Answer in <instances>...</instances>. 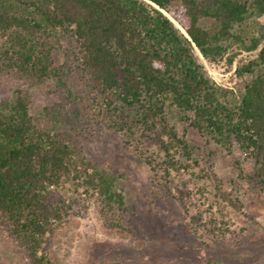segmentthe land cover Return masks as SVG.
I'll use <instances>...</instances> for the list:
<instances>
[{"label":"trees","instance_id":"obj_1","mask_svg":"<svg viewBox=\"0 0 264 264\" xmlns=\"http://www.w3.org/2000/svg\"><path fill=\"white\" fill-rule=\"evenodd\" d=\"M233 47L256 55L236 66L237 94L214 82L201 60L232 67ZM1 76L30 86L53 81L75 106L72 114L46 106L35 117L32 94L21 88L0 101V224L27 264H64L52 242L80 189L105 231L124 233L118 179L83 153L75 122L155 145L166 175L197 163L179 123L240 154L237 166L252 168L240 179L264 192V0H0ZM69 76L85 83V96L68 89ZM208 224L216 227V218Z\"/></svg>","mask_w":264,"mask_h":264},{"label":"rangeland","instance_id":"obj_2","mask_svg":"<svg viewBox=\"0 0 264 264\" xmlns=\"http://www.w3.org/2000/svg\"><path fill=\"white\" fill-rule=\"evenodd\" d=\"M231 52L237 53L232 67L225 59L217 65L201 60L214 82L237 94L243 83L235 74L236 66L256 55L237 47ZM64 61L62 52L55 53L56 65ZM66 83L74 95H86L88 89L77 77H67ZM18 88L31 92L30 109L35 117L54 104L63 105L70 114L75 111L73 104L64 102L53 81L30 86L1 76L0 101L10 100ZM72 128L83 153L117 177L126 199L125 229L123 234L105 231L94 204L85 201L80 189L78 207L52 242V250L64 264H264V192L240 179V172L252 171L248 164L242 169L237 166L240 154L229 155L190 128L184 133L185 127L176 123L194 148L197 163L190 161L191 168L166 175L164 154L155 145L138 144L95 121L89 125L75 122ZM218 185L235 208L221 200ZM72 194L69 191L67 196ZM56 197L63 195L57 193ZM192 217L199 225H191ZM211 217L216 218V227L207 225ZM217 228L224 230V237ZM17 246L0 224V264H27Z\"/></svg>","mask_w":264,"mask_h":264},{"label":"bare ground","instance_id":"obj_3","mask_svg":"<svg viewBox=\"0 0 264 264\" xmlns=\"http://www.w3.org/2000/svg\"><path fill=\"white\" fill-rule=\"evenodd\" d=\"M173 20V19H172ZM174 23L178 26V28H180V26L174 21ZM182 30V32H183V29H181Z\"/></svg>","mask_w":264,"mask_h":264},{"label":"water","instance_id":"obj_4","mask_svg":"<svg viewBox=\"0 0 264 264\" xmlns=\"http://www.w3.org/2000/svg\"><path fill=\"white\" fill-rule=\"evenodd\" d=\"M183 33L186 35V33L183 31ZM187 36V35H186Z\"/></svg>","mask_w":264,"mask_h":264}]
</instances>
